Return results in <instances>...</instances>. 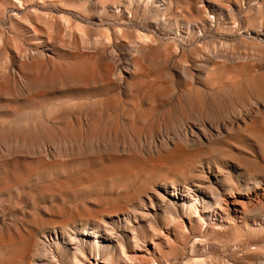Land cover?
Segmentation results:
<instances>
[{"label":"bare ground","instance_id":"1","mask_svg":"<svg viewBox=\"0 0 264 264\" xmlns=\"http://www.w3.org/2000/svg\"><path fill=\"white\" fill-rule=\"evenodd\" d=\"M182 1L184 4L175 8L176 0H0V248L28 239L23 241L26 242L24 249L6 256L0 254V264H99L100 260L101 264H112L110 250L100 249L96 239L91 241L89 237L99 231L106 233L109 235L106 242H113L124 250L122 237L127 229L120 222L128 226L135 236V243L142 247L144 238L137 235L136 226L130 222L132 218H147L152 225V235L164 239L169 234L159 224V217L166 218L169 225L172 223L183 228V217H189V224L200 228L206 216L215 219L217 224L224 217L229 218L226 221L230 223L240 214L256 213L258 207L235 198L238 194L233 198L221 196L215 185V175H223L227 168L221 171L220 160L212 163L217 171L214 175L199 166L200 170L196 172L190 161H183L190 166L185 164L183 170L195 172L190 174L191 179L181 181L182 177H177L176 180L181 179V182H176L167 177L160 180L161 183L156 181L160 184L151 183L152 187L130 195L124 201L104 198L105 213L102 210L86 211V208L84 213L77 212L69 217L42 219L39 212L51 210L46 205H32L33 209H27L25 201L10 198L8 202L3 201L12 189H23L47 166L93 160L98 164L88 166L80 178L33 185L32 190L25 192L27 198L41 192L75 191L74 188L78 190L81 186L114 181L134 173L136 166L153 171L164 167L169 170L170 164L195 158L194 155L204 148L221 154L218 142L236 130L258 132L256 116L260 112L258 100L264 98V73L258 72L253 54L213 50L205 60L196 63L189 58L184 63L180 60L191 53L188 44L222 25L223 10L226 9L228 17L235 20L231 6L222 1L224 5H207L205 0ZM242 3L240 0L236 5L240 8ZM261 26L258 23L257 28ZM91 28L103 29L104 34L94 37L81 32ZM260 30L264 32L263 28ZM253 31L260 34L258 29ZM10 35L16 40L10 42L11 45L5 44V38ZM178 55L180 59H175ZM195 68L200 77L221 80L222 85L229 83V88L242 94L246 105L233 115L222 107L216 108L211 88L195 84ZM231 69L233 74L226 73ZM180 74L185 77L182 88L176 83ZM143 102L148 103L149 110L144 108ZM157 107H166L163 117L156 118ZM245 137L247 139L248 135ZM260 154L263 156V151ZM214 155L211 156L214 158ZM214 166L211 167L213 170ZM187 174L185 177H190ZM261 174L264 177V173ZM59 208L57 212L61 213ZM74 222H79L82 229H78ZM79 234L83 237L77 238ZM150 238L151 242L155 240ZM61 243H65L66 248L61 247ZM68 248L74 252L70 262L67 261ZM190 252L192 254V249Z\"/></svg>","mask_w":264,"mask_h":264},{"label":"rangeland","instance_id":"2","mask_svg":"<svg viewBox=\"0 0 264 264\" xmlns=\"http://www.w3.org/2000/svg\"><path fill=\"white\" fill-rule=\"evenodd\" d=\"M221 1L226 6H228V5L231 6L230 9L232 10L233 14L236 17L235 20L228 17V12L226 9L223 10V13L221 15L222 16L225 15V16L220 18L221 21L223 20L222 21L223 26L222 25L218 26V27L215 26L212 29L213 32L211 30L210 32L204 34L202 37L197 38L196 41H194L195 43L192 42V43L188 44V50L191 51V53L186 54L181 59H180V55H178L175 57V59L179 58L181 60V63H184L185 62L184 60H187V58H189L193 63L194 62L196 63L197 60L198 61L205 60L206 56L211 55L209 53L212 52L213 50H223V51H228V52L232 51V52L253 54L255 56V58L257 59V60H253V62L256 63L258 72L264 73V35H263L264 32L260 30L262 28L264 29V0H254V1L253 0H241V1H243L242 4L243 5L245 4V5L244 6L242 5L243 7L241 6L240 8L236 5V2H238L240 0H235V1L234 0H226V1H223V0H205V3L207 5H214V3H215V5H219V4L224 5V4H221ZM183 4L184 3L182 0H176V2L174 3V5H176L175 8H178L179 6H181ZM237 9L239 12L237 11ZM212 15H213V13H211V16ZM225 18L227 21L224 20ZM235 23H236V25H234ZM258 23L262 24L261 28L260 27L257 28ZM232 26L235 28H232ZM237 28H240V29L236 30ZM257 29L260 31V34H256L253 31V30H257ZM101 30H102V32H101ZM218 30H219V32H218ZM231 30H233V31L235 30V31L233 32ZM222 31H223V33L225 32L224 34L226 36L222 33ZM81 32L82 33L87 32L85 35L92 34L94 37H96V34L97 35H101V33H102V35L104 34L103 29H96V28H91V30L88 29V30L81 31ZM251 35H252V37H250ZM10 36H12V35H10ZM10 36H8V37L6 36L7 38H5V44H6V42H8L11 45L10 42H13V40H16L15 38H13V36L11 38H10ZM224 37H226V38H224ZM224 39H225V41H224ZM210 40H212V41H210ZM222 41H223V43H220ZM209 43L210 44L213 43V44L210 45ZM199 44H201V45H199ZM218 44H219V46H218ZM239 46H240V48H239ZM189 47H191V48H189ZM211 63L213 65L214 61H212ZM210 68H212V66H210ZM194 71L196 72L195 75L197 76V78L195 80L196 81L195 84L199 87H201V86L206 87L207 86V87L211 88L210 92L214 93L212 95V98L215 100L213 102L216 105V108L222 107V109L224 111H228L229 115H231V114L233 115L237 109H239L240 107H244L246 105V101L243 98L242 94L239 91H236L232 88H229V86H230L229 83L222 85L221 80H210V78H207L206 76L200 77L198 75V73H199L198 69L195 68ZM223 72H226V71H223ZM226 73L233 74L234 72L231 69V71L226 72ZM176 83L180 86V88H182V86L185 83V77L183 74H180L178 76V78H176ZM240 84H242V86H244L245 76L243 77V80ZM220 86H223V87H220ZM221 100H222V102H221ZM258 102L260 104V106H259L260 112L256 116L258 119L255 117L258 121V132L253 134V133L248 132L247 130H236V131H234L228 135H225L223 137L224 140L222 139L221 143L218 142V147H219L220 151L223 150V152L219 151V153H221V154L212 153L210 150H209L210 152H208V151H206L208 149L204 148L205 150L201 149L200 152L197 154V156L194 155L195 158H192V159L191 158H188V159L184 158L183 160H177V162H175L176 164L175 163L170 164L169 166H170V168L171 167L172 168L171 169L169 168V170H167L168 169L167 167H164L161 169H156V171H157L156 172V171H153L149 168L145 169V167L136 166L135 167L136 171L134 170L135 171L134 173L132 172L129 175L117 178L114 181H106L105 183H102V184L94 183V184H91V186L90 185L89 186H81V188L79 187L81 190L78 188L79 191L76 190L77 188H74L75 191H70L73 189H69V190L67 189V191L63 190V191H61V193L59 192L60 194L54 193L56 196L52 193L55 197H53L52 194L49 192L48 193L47 192H45V193L41 192L42 194H38V195L34 194V195H31L32 197L30 196L31 198L30 197L27 198L25 196V192L32 190L33 185H40L41 183L50 185L53 183H57L61 180L62 181H64V180L70 181L73 178H80L82 176L81 174H83L87 170L88 166L96 167L98 164H97V161L93 160L92 162L87 161L91 165L88 164L87 162L67 163V164H65L67 168L65 167V165H62V166L51 165V166H47V168H44L40 172L41 175L39 174L38 177H36L35 179H32L30 181V183L28 184L29 186L25 185V187L21 190L19 188L18 189H12L13 191L11 190L12 192H10V194H9L10 197L8 195H5V197H3V201L8 202L10 199L22 201V203L25 201L24 204L26 203L27 205L25 204L24 206L26 208L28 207L27 209H33L32 205H35L34 207H39L40 205H46V206H48V209H51V210H48V212H46V211H42L41 209H39V210H41L39 212V216L42 219H51V218L60 219V218L64 217L65 215L67 217H69V216H72L73 214H75L77 212L78 213H84V209H86V208H88V209H86V211L94 212V211L102 210L105 213V209L107 207L105 206L104 202H105L106 198H113L114 197L115 198V199L113 198L114 201L115 200L117 202L124 201V200L128 199L130 195L137 194V193L141 192L143 189L148 188L150 186L152 187L153 185L151 183H153L155 185L160 180L163 181V179H165L167 177H171L176 182H178V181L181 182L185 178L191 179L190 174L195 173V172L188 173L187 171L183 170V167L185 168V164L188 165V163L184 164L183 161H185V162L190 161V163H189L190 166L194 165L191 168H195L196 172L199 171L201 168H204L206 171L210 170L209 174L212 173L214 175V173L217 174V171H216L215 166L212 163L213 162L216 163L217 160H220L219 163L220 162L222 163V164H220L221 169H222L221 171L224 172V170H226L225 169V167H226L227 172H228V174H226L227 172H224V174L222 173L223 175H221V173H218L217 174L218 177H217V175H215L217 178V180L215 181V185L219 189L221 196L223 198H233L238 194L235 198H239L245 202H249L252 207H258V210L256 211V213H254L255 211H251L247 214H240V216L238 217L239 219L236 218L235 220H230V223H227V221H226V220L229 221V218L224 217V219H223L224 221L223 220L217 221L218 222L217 224H215V219L212 220V218H209L208 216H206V218L204 219V223L201 225L200 228L195 226L196 224H194V226H191L188 222L189 217L184 216L185 218L183 217V220H184L185 228L187 227L186 229L183 227H179L178 225L172 224V223H170V225H169V221L166 218L159 217L158 218L159 224L162 225V227H164L163 230L165 231V233L167 232L166 234H169V235H166L164 239H162L163 236L152 235V230H151L152 225L149 224V220L147 218H144V219L132 218L131 219L132 221H130L131 225L134 224L137 228V230H136V232L138 233L137 235L140 234V236H142V238H144L141 242V245L142 244L143 245H142V247L141 246L138 247V245L134 241L135 236L131 233L128 226L124 222H120L119 224H121V226L126 227V229H127L126 232L123 234L124 237H122L123 241L124 240L126 241V242L124 241V246H125L124 250L120 249V247L113 242L112 243L106 242L105 238H107L109 236L106 233L103 234V232L99 231L98 233L94 234L95 236L93 235L95 238L93 236H92L93 238L91 236L90 237L88 235L87 236L91 239V241L96 239V242H97L98 247L100 249L110 250L109 253H110V256L112 259V264H128L129 262H130L129 264H149V263L151 264V263H153L152 262L153 260H154L153 264H190L189 262H191L193 259L198 258L199 256L202 257V260H200L201 259L200 257L198 258L200 261H198V259H196V260L200 264H203L202 262H205L206 260L207 261L204 264H222V263L223 264H262V263L264 264V216H263L264 215V179H263L264 177H263V174H261V172L264 173V163H263L264 162V155L262 156L261 155L262 153L260 154V152H262V151L264 154V141H262L264 139V123H263L264 122V98H262V97L259 98ZM142 104L146 110H149L148 103L143 102ZM165 109H166V107L163 109L160 107H157L156 118L163 117L165 114V112H164ZM161 112H162V114H161ZM239 131L242 133H240ZM247 135H248V137L246 139L245 136H247ZM235 137H237V139H235ZM249 137L253 142L251 140H249ZM225 138L228 141L227 140L225 141ZM239 138H243V139L240 140ZM253 138L256 142L253 140ZM223 141H225L228 145L225 144V142L223 143ZM245 141H248V142L245 143ZM233 142L235 144H230ZM248 143H249V145H248ZM253 143H255V144H253ZM257 143H259L260 145L259 146L256 145ZM255 146H257L259 150ZM260 146H262V149H260L261 148ZM233 147H235V148H233ZM254 147H255V149H254ZM241 149H242V152L240 151ZM236 150H238L239 152H237ZM243 150L244 151L246 150L247 152L245 151V153H244ZM256 151H258L257 154H255ZM202 152H203V154H202ZM214 152H216V151H214ZM247 153L250 155H248ZM258 153L260 154V156ZM208 154H210V155H208ZM203 155L204 156L206 155V156L204 157ZM211 155H214V158ZM253 155L255 156V158L253 157ZM202 156H203V159H202ZM215 156H217L218 158L217 157L215 158ZM221 156H222V158H221ZM206 157H208V158H206ZM243 157H245V158H243ZM196 158H199L198 160H200L199 161L200 163L202 161V165H200V163L197 161ZM219 158H221V159H219ZM225 158L227 160H225ZM229 158H231L230 160L233 161L234 163L231 162L229 160ZM194 159H196V160L194 161ZM206 160L208 162H206ZM247 160H248V162H247ZM179 161L183 165L182 164L177 165V164H180ZM255 161H257V162H255ZM192 162L196 163V164H191ZM203 162L204 163L206 162V163L204 164ZM229 162H231L232 165ZM84 163H86V165ZM227 163H229V164H227ZM207 164H210V166H208L209 168L206 167ZM224 164L227 166H225ZM212 165L214 166V170L212 169L213 168ZM243 165L246 166L245 169H244L245 166L243 167ZM257 165H259V167ZM178 166L179 167L182 166V169L180 167V171H182L181 172L182 174L180 173ZM190 166L188 165L189 168H190ZM198 166L200 169L198 168ZM137 167H139V168H137ZM144 169L146 171H144ZM176 169L178 171H176ZM148 170L151 171V173H149ZM195 170H192V171H195ZM245 170H248V171H245ZM77 171H78V173H76ZM147 171H148V173H147ZM249 171L253 174H251ZM60 172L61 173L64 172V173L61 174ZM163 172H165V175L163 174ZM185 172H187L189 175ZM63 174H64V176H62ZM186 174H187V176H190V177H185ZM168 175H170V176H168ZM259 175H261V176H259ZM224 176H225V178H222ZM177 177H179V178L182 177V180L181 179H180L181 181L179 179L176 180ZM251 177H255V179L257 181L259 180V182H257L256 180H254V178H251ZM261 177H263V178H261ZM39 179L41 180V182ZM248 179H251V181L250 180L248 181ZM218 180H219V182H218ZM252 180H254L256 182H253ZM156 181H158V182H156ZM224 181H227V183ZM245 181H246V183H245ZM249 182H251V184L252 183L253 184L250 185ZM140 183H141V185H140ZM160 183H161V181H160ZM160 183H158V184H160ZM237 184H239V185L237 186ZM30 185H32V186H30ZM230 185H231V187H230ZM232 185H234V186L232 187ZM241 185H243V186H241ZM223 186H224V188H223ZM82 187H84V188L82 189ZM246 188H248V189H246ZM229 189H230V192H229ZM118 191L119 192L122 191V193L118 194ZM241 191H242V193H241ZM205 192H207V191L205 190ZM247 192H248V194H245ZM22 193H24V194L21 195ZM228 193H230V194L228 195ZM239 194H241V195H239ZM230 195H231V197H230ZM245 195H247V196H245ZM33 196L34 197L36 196V197L34 198ZM118 196H120L122 199L120 197L117 198ZM39 197H40V199H39ZM29 198L30 199L34 198V199H32V201H31ZM54 199H56V200L54 201ZM42 200L46 201V202H43ZM95 202L98 204H96ZM146 203H147V200H146ZM211 203H212L213 207H215V204H213L212 200H211ZM55 204H56V206H55ZM176 205L179 206L178 204H176ZM58 208L61 209V211H60L61 213H58L59 212ZM55 212L57 213V215H55L56 214ZM62 212H63V215H62ZM64 212L67 214H65ZM53 213H55V214H53ZM58 215H60V216H58ZM259 215H260V217H259ZM250 216H251V218H250ZM254 216H255V218H254ZM254 220H256V221H254ZM209 222L210 223L212 222V223L210 224ZM73 224H76L78 229H80V230L82 229L79 222H74ZM27 225H30V224L28 223ZM166 225L168 227H170V226H172V227L168 228ZM172 228L175 232L172 230ZM189 232L192 233V235L193 234L194 235L193 236L190 235ZM126 233H128V235ZM39 235H41V234H39ZM84 236H86V235H84ZM13 237H15V236H13ZM81 237H83V235H80V234L77 235V238H81ZM150 237L155 239V240L152 239L154 243L151 242ZM65 239H66L65 241H67V237ZM166 239H167V242H166ZM27 240H23V241H27ZM158 240H160V241H158ZM161 240H162V242H161ZM257 240L259 241V243ZM23 241L21 240V242H20V240H19V242L16 241L17 243L14 242L12 244H7V245L2 246L0 248V254H2L3 256H6V255H9L11 252L24 249L26 242H23ZM195 242H197V243H195ZM144 243H146V244H144ZM193 243H195V244H193ZM192 244H193V246H191ZM62 245H63V243H61V247L64 248L65 243L63 246ZM152 246L155 249L152 248ZM134 248H138V249L136 250ZM142 248L144 249V251ZM127 249H128V252H126ZM191 249H192V254L190 252ZM194 249H195V251H194ZM146 250H148L147 251L148 254L145 253ZM155 250H156V252H154ZM66 251L68 253L67 261L70 262L71 261L70 259H71L74 252L72 249H69V248L66 249ZM131 252H132V254H131ZM189 252L191 255L189 254ZM128 254H129V256H128ZM197 254H198V256L196 257ZM203 259H206V260H203ZM196 260H194V261L197 262ZM127 261H128V263H127ZM195 262H191V263H195ZM198 262L196 264H198ZM99 264H101V260L99 261Z\"/></svg>","mask_w":264,"mask_h":264}]
</instances>
